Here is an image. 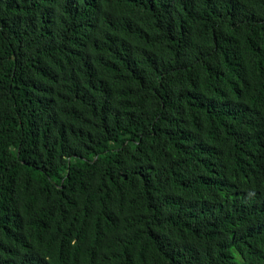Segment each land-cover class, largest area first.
<instances>
[{
    "label": "trees",
    "instance_id": "16d2710c",
    "mask_svg": "<svg viewBox=\"0 0 264 264\" xmlns=\"http://www.w3.org/2000/svg\"><path fill=\"white\" fill-rule=\"evenodd\" d=\"M0 264H264V0H0Z\"/></svg>",
    "mask_w": 264,
    "mask_h": 264
}]
</instances>
